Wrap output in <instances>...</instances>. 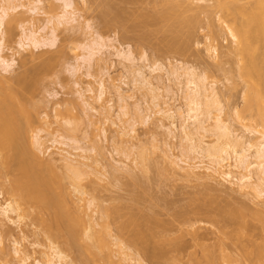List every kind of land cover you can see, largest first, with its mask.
Wrapping results in <instances>:
<instances>
[{
  "label": "rangeland",
  "instance_id": "rangeland-1",
  "mask_svg": "<svg viewBox=\"0 0 264 264\" xmlns=\"http://www.w3.org/2000/svg\"><path fill=\"white\" fill-rule=\"evenodd\" d=\"M11 1L13 6L23 7H18L7 20L0 63L1 57L18 53L23 30L33 29V23L34 30H41L48 43L56 41L37 49L26 46L14 57L17 63L9 73L0 65V75L26 81L28 94L24 104H30L27 112L33 124L25 128L30 138L38 133L46 141L42 152L45 155L39 156L47 163L36 168L43 180L56 185L61 179L67 187L71 185L76 169L65 166L59 149L76 155L81 164L93 165L83 166L86 172L77 164L82 172L79 181L87 195L74 198L78 206L74 212L75 216L80 213L78 217L85 222L89 220L86 212L90 216L92 213L91 221L99 223L95 230L101 233L104 229L100 225L109 222L108 232L103 233L110 245L100 252L108 259L97 264H134L124 260L122 250L130 251V256L141 259L143 264H264V198L257 199L253 192L239 193L216 175L203 178L199 172L201 178L191 174L193 165L201 166V161L208 166L212 163L189 152L191 143L181 129L187 115L183 96L188 88L186 78L179 76L182 68L195 70L202 76L205 88L215 87L222 93L223 121L239 138L243 136L244 141L250 139L257 144L261 135L251 138L246 130L262 133L264 129L255 125L259 122L254 111L249 116L245 95L258 84L264 90V44L255 54L256 70L260 73H254L252 82L257 85L253 87L238 69L242 61L231 53L234 43L225 24L215 10L211 14L203 12L214 4L212 0H73L78 22H64L55 32L51 29L63 12L60 2L43 0V13L33 15L29 10L32 2L38 0ZM226 1L235 4V0ZM198 6L203 7V13ZM170 9L176 10V19L173 14L171 21L161 18ZM237 14L229 16L230 27L236 22L240 26L242 15ZM186 19L191 22L187 24ZM205 42L216 44L218 53L207 51ZM90 49L96 53L91 55ZM176 70L177 76L171 74ZM102 81L108 90L100 99L98 88ZM115 84L121 89L122 101L111 89ZM107 110L111 120L106 118ZM166 110H172L171 117ZM244 110L249 117L243 114ZM211 113L212 117L219 115L214 108ZM189 124L195 142L201 136L197 125L192 121ZM55 139L67 146L54 144ZM142 155L147 159L144 163L140 162ZM13 169L7 176L0 173V209L16 198L6 192L8 182L20 174ZM34 207L25 213L21 225L13 224L0 210V240L4 248L0 251V264H19V258L25 256L29 257L25 264H37L45 260L43 253L51 254L53 243L66 256L63 264H95L79 250L80 240L77 248H69L62 243L65 238L61 232L54 228L57 237L50 238L53 230L49 234L47 225L39 221L45 215L39 217L38 206ZM101 207L110 212L111 217L105 221L99 214ZM79 229L83 235V228ZM16 249L21 251L20 257L15 255Z\"/></svg>",
  "mask_w": 264,
  "mask_h": 264
},
{
  "label": "bare ground",
  "instance_id": "bare-ground-1",
  "mask_svg": "<svg viewBox=\"0 0 264 264\" xmlns=\"http://www.w3.org/2000/svg\"><path fill=\"white\" fill-rule=\"evenodd\" d=\"M56 1L61 3L63 12H62V15L59 16V18L57 19L58 23H55L53 26V29H51L53 30L52 32H55L56 30H58L59 26L63 24L64 22L65 23H70V22L72 23L74 21L78 22L80 18L78 16V12L76 11L77 5L75 7V4H74L75 2L73 0H56ZM239 1L240 0H235V4H231V3H228L226 0L224 1L223 0H212L214 4L211 5V7L208 6L209 8L204 7V9L206 8L207 10H209L210 8H213V6H215L216 9L214 8V9H210V11H205L206 9L205 10L201 9L203 8L201 6H198V8L201 9L200 10L201 12L203 10L204 13L209 12L211 14L213 13L212 10H215L214 12L218 14L219 20L223 24H225L224 25L226 29L225 31L233 40L234 47L232 48L231 53L235 54L238 57L237 59H239L240 62L242 61L241 62L242 65H240L241 67L238 69H240L241 75L244 78L251 80V83L253 84V87H254L257 85V84L255 85L252 82V80H254L252 79L254 78V73H256L257 71L256 70L257 61L255 58V54L256 52L260 50V48L264 44V0H256V2L249 3L248 5L239 4L238 3ZM84 2L86 1L84 0ZM11 3H13V1L11 0H1V5H0V52H3V45L5 42V34H6L5 27H6V23L9 22L7 20L12 17V14L16 12L18 7H23V5L13 6L14 4H11ZM204 3H205V0H204ZM31 5L32 7L29 10L30 14L40 15L41 12L43 13V0L34 1L32 2ZM202 6H205V5H202ZM175 11L176 10L170 9L164 12L161 18H164L167 20V18L169 19L171 15L173 14V12L175 13ZM235 13L236 14L238 13L237 15L239 14L242 15L241 16L242 20L240 22L241 24L239 26L236 22L234 23L232 27H230L227 23L228 18L229 16L234 15ZM176 14H177V19H178L179 18L178 13ZM173 16L175 17L176 15L173 14ZM209 19H211L210 16H209ZM189 20L186 19L187 22ZM51 21L52 20L50 19V22ZM189 22H191V20ZM189 22L187 24H189ZM33 24H32L33 29L30 28L27 30L26 29L23 30L22 38L18 42V46L20 47V50H18L17 54L19 55L21 51L26 50L25 49L26 46L27 47L32 46L37 49V48L46 47L48 45H54L56 41V39H52L49 41L50 43L49 44L48 40L44 39V37L41 35V30L40 31L34 30L35 26ZM189 26H191V23ZM212 39L213 38H211V40ZM212 42H205L204 47L207 51H211L213 54H216L218 53V46ZM90 51H91V55H94V53H96V50L90 49ZM17 54L16 53L13 54L10 58L1 57L0 65L2 66L3 71L5 73H9L12 70L13 66L17 63L14 58L17 56ZM88 61H91V60L88 59ZM88 61L87 63L90 65L91 63ZM158 67L159 65H156V68ZM158 69H161V68L159 67ZM180 70L181 72L183 70V72L182 73L180 72L181 74L179 76L186 78V82H187L186 87L188 88L187 92L185 93V96H183L184 99L182 98L183 100L186 101V107H187V111H186L187 115L184 118V122L181 128L184 133L183 136L186 139V141L191 143V146L189 145L190 153L194 152L200 155L201 158L207 159L210 161V163H212L208 166V165H205L201 161L200 163L201 166L193 165L190 169L192 170L191 174H193L194 176L196 175L195 177H199L200 176L199 174L201 173L202 177L204 175L205 178H212L216 175L220 177L224 182L229 184L231 187L237 189L239 193L243 192V193L249 194L253 192L257 199L264 198V188L262 189V187H264L263 186L264 184H260V183H264V132L261 133V131L258 132L257 130L255 131V129L250 130L249 128L246 130V133L250 134L249 136L251 138L256 137L258 134L261 135L260 136L262 137L260 139L261 141H259V143L257 144L256 142L252 143L250 139L249 140L246 139L247 141H244V139L242 138L243 136L239 138L236 132L232 131L231 127H229V125H227V123L223 121L222 119V116H223L222 101L223 100H222V96H220V94L222 93L219 94L218 91L215 90V87L214 88L212 87L211 90H209V88L207 87L205 88V86L202 83V81H204L201 78L202 76L201 75L198 76L195 70H190V69L186 70V68H182ZM171 74H176L175 76H177L179 72H177L176 70L175 72ZM258 79L259 78H257V80ZM25 83L26 81L24 82L22 78L21 79L20 78H16V79L6 78L0 75V173L3 176L4 175L7 176V174L8 175L10 174L9 172L13 173V171H10V170H14L13 168L17 170L14 172L19 171L20 173V174L18 173L20 177L18 175V177H14V179L8 182L6 192L16 198L15 200L11 199L10 201H7V203L5 204V207L3 208L1 207L0 210L2 211V215H4L13 224L21 225L22 220H25L24 219L25 215L29 213L28 210L33 205H36V207L38 206L37 208L39 209L38 212H40V213L37 212V214H39V217H40V214H42V216L45 215L44 218L42 217L39 219L38 217L39 221L42 222V224L47 225L49 234H50V231L53 230L51 232L52 234H50V238L52 236V239L55 240V237H57L56 232L57 230H59L61 232L60 234L63 236V238H65V240L62 241V243L64 242V245L66 244L67 247L73 249L76 246H78L77 243H79V240H80L82 245L80 243L79 244L82 247H79L81 248L79 250H83L84 254L86 255L88 254V256H90V258L93 260L95 264L101 262V260L102 261L104 260L106 262L105 257L106 259H108V256L107 255L101 256L100 252H104L105 250L103 251L102 249L104 248L107 249L109 247L108 245H110L108 243V240L106 239V235H104L103 233L104 230L106 232V229L110 228L108 224L109 223L108 220L107 222H104L105 225L103 224L100 225L101 228L103 227L102 229H104L102 230V233H103L102 234L101 231L95 230L96 228L95 225L98 222L94 224L93 223L94 221L93 222L91 221L93 220L91 219L92 213L90 216V214L86 212L87 209L85 210V212L86 214L89 215V217H87V220L88 218L89 220L86 222L83 217H82L83 219L81 217H78V214L80 213L76 214L75 216L76 212H74L76 210L74 208L78 207L76 206V199L74 198H77L76 196L78 195L79 196L87 195L85 193L86 191L84 190L85 188L81 185V182L79 181L81 177L80 175L82 172L80 173L78 171L77 164L82 165L80 167L83 168V170L86 172L87 170H85L84 167L91 168L93 165L91 166L90 164V166H88L89 164L88 165L81 164L80 162L76 160V157H77L76 155L68 151H65L63 149H59L61 151V153L59 154L61 156L60 160L64 162L65 166L70 170L76 169L75 172H73L74 177L72 176L73 177L71 178L72 183L69 186L70 188L72 187L71 189L73 190L69 189V187H67L66 184H63L62 181L60 182L61 179L59 180V183L57 182L58 184L56 185H54L56 182L48 183L46 182V179L44 180L42 179L41 174L37 172L36 168L39 164L43 165L44 163V166H45V164L47 163V162L46 163L43 162L42 160L43 157L41 158L39 156L40 154L42 155L44 148H46L45 147L46 141L38 133L33 134L34 136L32 135V138H30L31 134L29 136V133L27 132V129L25 128V126H31L33 124L31 115L29 117V112H27L29 111L28 107L30 106V104L27 105L28 107L26 106V104H24V101L26 102V99H27L26 94H28V86ZM112 87L111 89L113 90L114 93H116L115 96H119L122 101L124 98L122 96L123 94H121L120 92L121 90L120 87L116 86V84L113 85ZM256 87H255L256 89L254 88L255 89L254 91L247 90L248 92L245 95V101H246L245 108L246 110H248L249 116H250V113L254 111L253 115H256L255 117L258 120L257 122H259V124H255V125L261 126L264 129V90L261 87H259V84ZM98 89H99L98 90L99 98L101 99L103 96H105L108 90L106 83L104 81L100 82ZM88 91L92 92V89ZM119 97L117 98L119 99ZM211 108L216 109L219 115H215L212 117ZM171 112L172 110H166V114L169 117H171ZM106 113H107V117L106 116L105 117L108 120H111L109 119V117L111 116L110 112L107 110ZM243 114L246 115L247 114L246 111L245 113L243 112ZM124 115H127V114H124ZM24 119L26 120V122L23 121ZM190 121H192L193 124L197 125L198 135L201 136L199 137L197 135L199 138L197 137L198 140L195 142H193V135L190 130L191 129L190 128L191 125L189 124ZM249 127L251 128V126ZM256 127L257 126H255V128ZM24 138H26L27 140L26 142ZM206 138H209L211 142L207 143L206 140L208 139ZM73 143L77 144V141H73ZM54 144H60V145L67 146L66 143L64 144L62 142L57 141L56 139L54 140ZM78 148H74V150H78ZM26 150H27V153H26ZM141 157L142 159L141 158L140 159L142 161L140 162L144 163L143 161L147 159H144L143 155ZM249 157H251L253 160ZM7 159L9 161H7ZM216 159H217V162H215ZM231 160L233 164L230 162ZM12 161H14L15 163ZM8 162L12 163L10 167L11 166L13 167V164L15 167L13 168L11 167L12 168L11 169L9 167ZM44 166L39 165L38 167L40 169L41 167H44ZM119 170L121 171V169ZM196 171H198V173ZM93 173L96 174V171L95 172L93 171ZM94 176L97 177V175H94ZM255 178L260 183H258ZM260 185H261V188H260ZM92 207H89V208L91 209ZM99 209H100L99 214L103 215V216L101 215L103 217L102 220L105 221L106 219H108L110 216V212L108 211L109 209L105 207H101ZM95 211L97 212V209H95ZM10 214L13 216L10 217ZM229 224H231V221L229 222ZM80 227L83 228V231H84L83 235L79 233ZM53 228L56 229V232L54 231ZM53 244H52V247L49 248L50 249L49 251H51V254L47 253L46 255L45 254L46 252L43 253V255H45L44 256L45 260H43L42 262H37V264H63L64 263V261L66 260L65 254H63V252L59 250L58 246H55ZM1 245H2V242L0 240V251L3 252L4 248L1 247ZM120 248H118L119 251L122 250V247ZM100 249L102 251H100ZM123 251L125 250L121 251L122 253H125L124 255H122V257L124 256L123 258L125 261L129 259L131 262L134 261L133 262L134 264H143L141 259H140L141 261L140 260L137 261L138 260L137 258H136L137 260L133 259L134 257L130 256L131 255L129 253L130 251L129 252L128 251L123 252ZM127 252L129 254H127ZM20 253H21L20 250L18 249L15 250L16 256L19 255L20 257ZM28 259H29L28 256H25V258L23 257L19 258V264H25ZM111 260H112V257H111ZM118 263H121V262H118Z\"/></svg>",
  "mask_w": 264,
  "mask_h": 264
}]
</instances>
